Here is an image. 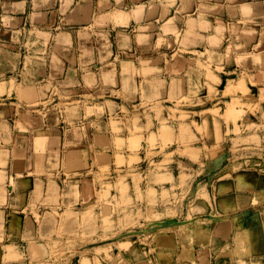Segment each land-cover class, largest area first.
<instances>
[{
	"label": "crops",
	"instance_id": "obj_1",
	"mask_svg": "<svg viewBox=\"0 0 264 264\" xmlns=\"http://www.w3.org/2000/svg\"><path fill=\"white\" fill-rule=\"evenodd\" d=\"M0 35V84L22 69L29 99L47 95V84L70 95L99 89L120 100H107L111 108L103 103L99 116L71 106L76 114L68 118L57 109L43 115L0 104L2 252L56 235L55 212L91 200L89 173L115 168L122 156L129 162L138 152L132 139L143 137L147 146L152 129L130 135L135 126L115 127L112 110L146 103L156 116L159 104L197 98V78H190L197 69L190 74L187 54L264 71V0H0ZM5 86L1 91L13 89Z\"/></svg>",
	"mask_w": 264,
	"mask_h": 264
},
{
	"label": "rangeland",
	"instance_id": "obj_2",
	"mask_svg": "<svg viewBox=\"0 0 264 264\" xmlns=\"http://www.w3.org/2000/svg\"><path fill=\"white\" fill-rule=\"evenodd\" d=\"M187 57L195 67L190 74L197 69L190 75L197 78V98L159 104L156 116L146 103L112 110L107 117L115 127L116 122L135 126L130 135L152 129L147 146L143 137L132 139L138 152L129 162L122 156L115 168L89 173L95 181L91 200L74 212L56 211V235L7 247L0 251V264H260L264 71L250 64L245 73V66L220 56L217 65L212 57ZM22 72L4 80L12 87L0 84V104L8 101L43 115L57 109L68 118L76 114L71 106L99 116L111 100L99 89L70 95L47 84V95L29 99ZM2 85L13 89L1 91ZM142 121L149 125L139 128ZM179 132L188 142L171 139ZM159 138L168 141L159 144Z\"/></svg>",
	"mask_w": 264,
	"mask_h": 264
}]
</instances>
